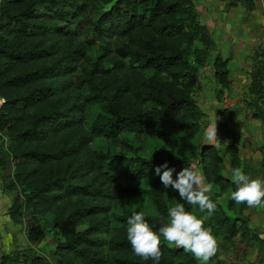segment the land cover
<instances>
[{"label": "trees", "instance_id": "16d2710c", "mask_svg": "<svg viewBox=\"0 0 264 264\" xmlns=\"http://www.w3.org/2000/svg\"><path fill=\"white\" fill-rule=\"evenodd\" d=\"M222 1L229 7L243 4L247 11L256 8L255 0ZM98 2L109 6L89 19L87 13ZM109 2L0 0V168L7 158L12 161L8 188L18 191L9 217L29 214L30 243L43 240L48 229L57 234L58 264H154L134 254L127 240L128 218L143 212L158 233L177 202L207 217L204 226L225 242L238 236L264 251V235L241 217L246 204L237 205L230 196L226 208L238 216L227 215L219 204L208 216L181 199L178 190L165 188L155 172L167 162L176 180L183 168L194 167L186 142L198 133L203 112L193 97V69L214 45L195 0ZM79 17L99 42L95 54L70 29ZM261 48L251 55L250 91L264 104ZM229 60L217 55L212 62L218 98L230 86ZM91 104L100 110L88 123ZM216 114L220 147L204 145L199 156L205 181L218 196L237 187L223 173V155L230 171L239 167L245 173L246 161L230 109L221 107ZM251 116L261 122L264 134V109ZM122 133L131 137L125 141L119 138ZM139 140L152 151L139 152ZM118 143L127 150H118ZM259 170L264 179L262 159ZM160 239V264H200L191 253ZM11 258L2 255L0 264H10ZM23 264L47 263L34 255Z\"/></svg>", "mask_w": 264, "mask_h": 264}, {"label": "rangeland", "instance_id": "374dc122", "mask_svg": "<svg viewBox=\"0 0 264 264\" xmlns=\"http://www.w3.org/2000/svg\"><path fill=\"white\" fill-rule=\"evenodd\" d=\"M114 0H110L111 3ZM256 10L247 11L243 4L237 7H229L222 0H195L196 10L200 23L205 24L214 40V45L208 58L201 65H194L193 69V97L203 117L199 122L200 129L196 136L186 142L191 148L192 164L194 168L201 171L199 150L205 145L204 132L207 130L211 113L221 107H228L231 111L232 125L235 131L241 136L239 150L246 161V172L252 179L261 178L259 161H264V134L262 124L258 119L252 118V114L258 108L264 109V104L257 102L255 94L250 91L251 72L254 67L253 53L264 47V0H255ZM109 4L98 2L95 10L89 11L87 17L96 19ZM70 29L79 32V39L86 40L88 51L95 54L99 49L98 40L90 33L89 27L83 17H79L70 25ZM108 40V39H107ZM108 41H113L109 39ZM259 47V48H258ZM230 58L228 62L230 86L224 94L217 97L219 85L213 76L212 62L215 56ZM86 64V62H85ZM79 73V69H78ZM99 107L91 104L86 111L87 122H91ZM130 134L122 133L119 138L127 141ZM118 150L126 151L123 143H118ZM138 150L147 154L152 151L151 146L145 140H139ZM128 153V152H127ZM225 168L223 173L231 178V172L227 164V155H223ZM202 172V171H201ZM13 173V163L7 158L5 165L0 168V260L2 255H10V264L28 263L37 255L47 264H58L59 257L55 253L58 235L50 229L46 237L38 243H30L26 238V232L30 223L29 214L24 212L18 220H12L9 215V207L13 202L17 190L8 188ZM124 184L123 181H121ZM217 188L213 187L210 198L215 204L221 205L229 216H238L235 211L226 208L230 197V191L215 196ZM177 195L171 199L172 203L177 200ZM175 206V205H174ZM193 214L199 218H205L198 211ZM243 217L250 229L264 235V208L248 207L244 209ZM170 221V218H169ZM207 218L204 219V223ZM218 241V252L211 258L209 264H264V251H258L254 244L241 241L238 236L233 240L226 241L219 234H213ZM165 244L169 246L167 241ZM190 254L183 255V260ZM17 257V260H13ZM200 262V261H199Z\"/></svg>", "mask_w": 264, "mask_h": 264}, {"label": "clouds", "instance_id": "9594fccd", "mask_svg": "<svg viewBox=\"0 0 264 264\" xmlns=\"http://www.w3.org/2000/svg\"><path fill=\"white\" fill-rule=\"evenodd\" d=\"M220 119L216 111L209 116L210 124L204 132L205 145L220 147L217 135V121ZM163 172L161 174V170ZM168 163L155 168L165 188L171 186L178 190L181 199L188 205L198 207L200 212L207 211L211 216L216 204L210 198L213 185L206 183L205 177L198 169L188 166L178 173V179L173 180ZM231 180L237 186L230 193L231 199L237 204H246L248 207L264 208V179H252L239 167L232 169ZM170 221L158 230L153 231L145 219L143 212H133L128 218L127 240L135 255L142 260L151 259L154 264H160L164 255L161 248V239L167 241L169 246L182 248L191 253L200 264H209L212 257L218 252V241L212 233L211 227L204 226V219L189 212L184 203L177 202L168 211Z\"/></svg>", "mask_w": 264, "mask_h": 264}, {"label": "built area", "instance_id": "2783aa9c", "mask_svg": "<svg viewBox=\"0 0 264 264\" xmlns=\"http://www.w3.org/2000/svg\"><path fill=\"white\" fill-rule=\"evenodd\" d=\"M262 87H263V90H264V77H263V79H262ZM1 105H2V99H1V97H0V107H1Z\"/></svg>", "mask_w": 264, "mask_h": 264}, {"label": "crops", "instance_id": "0c3cea01", "mask_svg": "<svg viewBox=\"0 0 264 264\" xmlns=\"http://www.w3.org/2000/svg\"><path fill=\"white\" fill-rule=\"evenodd\" d=\"M254 10H256V8H255ZM254 10H253V11H254Z\"/></svg>", "mask_w": 264, "mask_h": 264}]
</instances>
